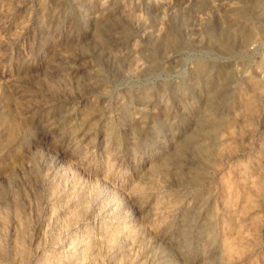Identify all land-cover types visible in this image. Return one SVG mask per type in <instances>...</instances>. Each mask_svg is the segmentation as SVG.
<instances>
[{
    "label": "rangeland",
    "instance_id": "obj_1",
    "mask_svg": "<svg viewBox=\"0 0 264 264\" xmlns=\"http://www.w3.org/2000/svg\"><path fill=\"white\" fill-rule=\"evenodd\" d=\"M0 264H264V0H0Z\"/></svg>",
    "mask_w": 264,
    "mask_h": 264
}]
</instances>
